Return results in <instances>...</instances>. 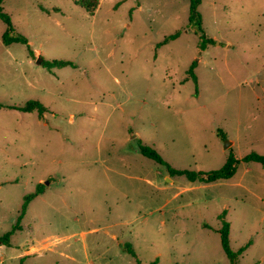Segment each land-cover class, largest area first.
<instances>
[{
    "label": "rangeland",
    "instance_id": "1",
    "mask_svg": "<svg viewBox=\"0 0 264 264\" xmlns=\"http://www.w3.org/2000/svg\"><path fill=\"white\" fill-rule=\"evenodd\" d=\"M3 10L34 54L4 43L0 18V238L45 188L0 242V264H232L225 221L233 250L250 242L236 264H264L260 163L206 184L138 150L141 140L195 171L264 154V0H202L215 39L202 53L190 0H100L94 14L75 0H4ZM29 100L48 111L6 106Z\"/></svg>",
    "mask_w": 264,
    "mask_h": 264
},
{
    "label": "trees",
    "instance_id": "2",
    "mask_svg": "<svg viewBox=\"0 0 264 264\" xmlns=\"http://www.w3.org/2000/svg\"><path fill=\"white\" fill-rule=\"evenodd\" d=\"M3 1L4 0H0V18L3 21H5L7 24V29L3 35L4 43L7 45L14 42L24 43L28 46L30 54L33 55L34 51L31 48L28 38L25 35L16 32L11 16L3 10ZM99 1L100 0H75V3L85 8L91 14H94L95 10L99 5ZM201 2L202 0H190V17H189V25H188L190 30H192L199 36V44H198L199 53L204 52L207 49L208 45L215 43V39L208 36L203 27L202 16L201 13L199 12V6ZM180 34H181L180 31L170 34L158 45H162L170 40L176 39L177 37L180 36ZM43 63L50 70H52L53 68H63L66 66H77L76 63H74L71 60L56 59V58L43 61ZM195 67H196V62H193L190 67V75L193 76L194 78H196L194 72ZM0 106H3V104L0 103ZM6 106L27 112L37 111L40 116H43L48 111V108L39 100H29L23 105H6ZM218 134L221 135L224 139L226 138V132L224 130L219 129ZM138 150L144 156L151 158L156 162L166 166L168 172L172 176L184 175L190 181L193 182L198 181L201 183H211L222 179H229L236 174L240 162L242 160L247 162L250 161L258 162L264 167V154L258 153L256 151H253L245 155L244 157H239L234 152H231L226 162L219 169L209 170V171H195L191 169H182L172 166L168 161H166L162 157V155L158 152L156 148H154L152 145L142 142L141 140H138ZM44 188L45 186L43 184H40L35 192L26 195L17 223L13 226L12 230L8 231L3 237L0 238V242L6 244L10 243L12 234L17 229L22 228L20 222L28 209V205L30 201L33 198H35L37 195L43 193ZM205 226L208 225L205 224ZM219 232L221 234L222 246L225 253L230 258L231 263L236 264L239 256L245 251V249L248 247L250 242L247 245L240 248L238 251L233 250L230 244V224L228 221H225L223 227L219 229ZM125 248L130 253L135 254L130 244L125 245ZM137 264H141V261L139 259L137 260ZM152 264H156V261H154Z\"/></svg>",
    "mask_w": 264,
    "mask_h": 264
},
{
    "label": "water",
    "instance_id": "3",
    "mask_svg": "<svg viewBox=\"0 0 264 264\" xmlns=\"http://www.w3.org/2000/svg\"><path fill=\"white\" fill-rule=\"evenodd\" d=\"M42 62H43V59H42V58H39V59H38V61H37V63H39V64H42ZM230 144H231V143H230V142H228V143H227V145H226L225 147L227 148V147H228V145H230ZM46 183L48 184V183H49V181H47Z\"/></svg>",
    "mask_w": 264,
    "mask_h": 264
},
{
    "label": "crops",
    "instance_id": "4",
    "mask_svg": "<svg viewBox=\"0 0 264 264\" xmlns=\"http://www.w3.org/2000/svg\"><path fill=\"white\" fill-rule=\"evenodd\" d=\"M141 6H142L141 3L139 2L138 5L136 6V9H139ZM63 68H64V67H63ZM58 69H61V68H58ZM212 183H213V182H211L210 184H212ZM206 184H208V183H206Z\"/></svg>",
    "mask_w": 264,
    "mask_h": 264
}]
</instances>
